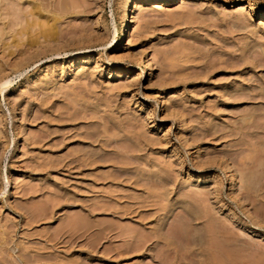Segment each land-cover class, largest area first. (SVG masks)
<instances>
[{"label": "rangeland", "instance_id": "obj_1", "mask_svg": "<svg viewBox=\"0 0 264 264\" xmlns=\"http://www.w3.org/2000/svg\"><path fill=\"white\" fill-rule=\"evenodd\" d=\"M125 2L0 0V264H264V0H137L128 25ZM81 56L95 79L60 73ZM177 90L174 122L155 96Z\"/></svg>", "mask_w": 264, "mask_h": 264}, {"label": "bare ground", "instance_id": "obj_2", "mask_svg": "<svg viewBox=\"0 0 264 264\" xmlns=\"http://www.w3.org/2000/svg\"><path fill=\"white\" fill-rule=\"evenodd\" d=\"M39 1V0H38ZM145 1V0H144ZM148 1V0H147ZM155 1H158V3H157V8H159V9H161V10H163L162 8L163 7H166L168 4H170V3H172V2H174L175 0H155ZM35 2H36V0H35ZM45 2V1H44ZM180 2V1H179ZM33 3H34V1H33ZM144 3V2H143ZM32 4V3H31ZM30 4V5H31ZM139 4V2H137V0H136V2L134 3V2H132V0H126V2H125V6H124V10H123V20L125 21V25H128L129 23H128V12H132V9L134 8V7H137V5ZM141 4V3H140ZM32 5H34V4H32ZM246 5V4H245ZM252 5V4H251ZM250 5V6H251ZM222 6V5H221ZM241 6V5H240ZM248 6V5H247ZM34 7V6H33ZM38 7V6H37ZM36 6L34 7V8H36L37 10L39 9V8H37ZM45 7V6H44ZM140 7V6H139ZM237 7V6H236ZM252 7H254V6H252ZM252 7L251 8H246V7H244V6H242L241 8L239 7V9H238V7H237V11H239L237 14L239 15V13L240 14H245V12L246 11H248V9H250L249 11L251 12L252 11ZM40 8H42V7H40ZM33 9V8H32ZM60 9V8H59ZM136 9H138V7L136 8ZM141 9V8H140ZM143 9V8H142ZM165 9V8H164ZM40 10V9H39ZM61 10H63V8L61 9ZM61 10H59V11H57L56 13H59V12H62ZM170 10V9H169ZM32 11V10H31ZM34 11V10H33ZM42 11V10H41ZM41 11H39V12H41ZM166 11H167V7H166ZM67 13V12H66ZM39 14H41V13H39ZM236 14V15H237ZM251 14V13H246V16L248 17L249 15ZM32 15H36V14H32ZM132 15V14H131ZM237 15V16H238ZM6 16H8V14L6 15ZM42 16V15H41ZM234 16V15H233ZM236 16V17H237ZM243 16V15H242ZM32 17V16H31ZM244 17L245 16H243L242 17V19H244ZM254 17V16H253ZM5 18H7V17H5ZM233 18V17H232ZM234 18H235V16H234ZM237 18H239V19H241V15H239V17H237ZM236 18V20H238ZM8 19V18H7ZM132 19V18H131ZM247 19V18H246ZM251 19H253L252 17H251ZM261 19H262V21H261V24H260V22H259V24L260 25H263L264 26V15H262L261 16ZM57 20H59V19H57ZM57 20L55 19V21L57 22ZM245 20V19H244ZM250 20V19H249ZM254 20V19H253ZM123 21V22H124ZM257 21V20H256ZM255 21V22H256ZM237 22V21H236ZM241 22H242V20H241ZM249 22V21H248ZM245 23H247V22H245ZM258 23V22H257ZM239 24V23H238ZM249 25V27H250V23L248 24ZM255 25V24H254ZM253 25V23H252V25H251V27H253L254 26ZM260 25H258L259 26V28L261 27ZM31 26V25H30ZM50 26V25H49ZM54 26V25H53ZM57 26V25H56ZM42 27V26H41ZM52 27V26H51ZM51 27H48V28H50V30L51 29H53V28H51ZM257 26H255L254 28H251V29H254V30H256L257 28H256ZM136 30H135V33H136V31H137V28H135ZM50 30H47V31H49V32H46V30H44L43 32H46V33H48L49 35H52V33H51V31ZM83 31V30H82ZM81 31V32H82ZM25 32V31H24ZM53 32V31H52ZM88 32V31H87ZM125 32H126V30H125ZM133 32H134V29H133ZM132 32V33H133ZM145 32V31H144ZM144 32H142V33H144ZM1 33V32H0ZM21 33H23V32H21ZM20 33V34H21ZM44 34V38H45V36L47 37L48 36V34ZM51 33V34H50ZM80 33V32H79ZM83 33V32H82ZM84 33H86V32H84ZM131 33V34H132ZM134 33V35H136ZM141 33V34H142ZM251 33V32H250ZM253 33V32H252ZM19 34V35H20ZM43 33L41 32V35H42ZM77 34V33H76ZM140 33H138V35H139ZM144 34H147V33H144ZM254 34V33H253ZM2 34H0V41H5L4 40V37H3V35L1 36ZM82 35V34H81ZM23 36H24V34H23ZM141 36V35H140ZM143 36V35H142ZM22 37V35L20 36V38ZM25 37V36H24ZM51 37V36H50ZM81 37V36H80ZM124 37V36H123ZM133 36H131V39H135V38H132ZM135 37V36H134ZM15 38V37H14ZM17 38H18V34H17ZM17 38L16 39H14V40H17ZM42 38V37H41ZM87 38V37H86ZM95 38V37H94ZM137 39H138V37H136ZM140 38V37H139ZM24 39V38H23ZM22 39V40H23ZM18 40H20L21 41V39H18ZM96 40V39H95ZM95 40H91V42L89 41V39L87 40V41H85V42H88L89 41V44H91L92 43V41H94V42H98V41H95ZM97 40H99V38L97 39ZM10 41V40H9ZM82 42H83V40H81ZM132 41V40H131ZM134 41H136V40H134ZM133 41V43H135ZM8 42V41H7ZM14 42V41H13ZM93 42V43H94ZM81 43V42H80ZM11 44V43H10ZM5 45V44H4ZM12 45V44H11ZM95 45V44H94ZM10 46V45H9ZM13 46V45H12ZM92 46H93V44H92ZM95 47V46H94ZM88 48V47H87ZM91 48V47H90ZM26 52V51H25ZM28 52V51H27ZM26 52V53H27ZM30 53V52H29ZM23 55V54H22ZM59 55V56H58ZM57 55V57H60V54H58ZM25 58V57H24ZM102 59V58H101ZM58 60V59H57ZM53 61V60H52ZM8 62V61H7ZM53 62H55V61H53ZM128 62H130L129 60H128ZM131 62H133V60H131ZM19 63V62H18ZM100 63H101V61H100V59H94V57H92V56H85V57H82L81 56V58H77V59H72L69 63H68V66H67V68H66V71L65 70H63L62 68V70L63 71H61L60 73H68V72H71L72 71V69H74V68H76L77 66L81 69V74H80V76L79 77H75V76H73V78H74V80L76 81V82H78L79 81V79H83V78H88V79H91L92 77H94L95 75V73H94V68H90V67H88L89 65H95V66H97V67H100ZM57 64L58 63H55L54 65L52 64L51 66H46V68L45 69H43V70H39V73L38 74H36L35 75V79L36 78H39V80L36 82V83H33V85L35 86V88H38L39 89V86H41L42 88H45V87H47V86H50V85H54V84H52L53 83V81H54V79H56L55 77L57 76L58 77V75H56L57 74V72H59V70H57ZM149 65V64H148ZM2 66V65H1ZM25 66V65H24ZM59 66V65H58ZM130 66V65H129ZM152 66V65H151ZM151 66H148V68L149 67H151ZM64 67V66H63ZM65 67H66V65H65ZM97 67H96V69H97ZM147 67V66H146ZM77 69V68H76ZM76 69H75V71H76ZM100 69V68H99ZM99 69H98V71H99ZM142 69V71H144L145 70V67H143V68H141ZM102 70V69H101ZM118 70V69H117ZM127 70V69H126ZM125 70V71H126ZM150 70H151V68H150ZM4 71V70H3ZM96 72V71H95ZM115 72V71H114ZM113 71H111V73H110V78H112L113 79V77H115L114 76V73ZM121 73L122 71L121 70H118V71H116V74H118V73ZM59 73V74H60ZM66 73V74H67ZM97 73V72H96ZM139 74H137V76H135V79L137 80L138 79V77L140 78V77H142V73L141 72H138ZM0 74H1V71H0ZM3 74V73H2ZM1 74V75H2ZM71 74V73H70ZM78 74V73H77ZM76 74V75H77ZM128 74V73H127ZM65 75V74H64ZM150 76V75H149ZM96 77V76H95ZM95 77H94V79H95ZM117 77V76H116ZM122 77V76H121ZM81 79V80H82ZM133 79H134V77H133ZM134 79V80H135ZM78 80V81H77ZM110 80V79H109ZM140 80V79H139ZM142 80V79H141ZM174 80V79H173ZM173 80H171L170 81V88L172 89L173 87L175 88L176 86H174L175 85V83H176V81H173ZM83 81H85V80H83ZM112 81V80H111ZM138 81V80H137ZM57 82V81H56ZM72 85H73V79H72ZM76 82H74V83H76ZM139 82V81H138ZM136 81L134 82V84H132V82H131V84L130 85H127L126 83L124 84V85H122V83H121V85L119 86V84H117L115 87L113 86V90L115 91V89H117L118 88V90H128V92H126V93H128L130 96H133V97H136L137 96V94L135 95V94H133L132 92L133 91H135V87H136ZM56 84V83H55ZM70 84V83H69ZM68 84V85H69ZM77 84V83H76ZM76 84L74 85V86H76ZM139 84V83H138ZM8 85H11V82H7L6 84H5V88L8 86ZM68 85H66V88L64 87L65 85H63V87L62 88H65L64 90L61 88V86H60V88L62 89V92L63 91H65V90H67V88H69V86ZM71 85V84H70ZM71 85V86H72ZM78 85V84H77ZM135 85V86H134ZM36 86H38V87H36ZM58 86V85H57ZM68 86V87H67ZM70 86V89H72V87ZM55 87V86H54ZM138 87V86H137ZM110 88V89H111ZM147 88V87H146ZM34 89V88H33ZM46 89V88H45ZM52 89H55V88H52ZM58 87L56 88V91L55 90H52L53 92L55 91V92H58ZM148 89V88H147ZM35 90H37V89H35ZM175 90V89H174ZM59 91H61V90H59ZM94 91V90H93ZM112 91V90H111ZM113 91V92H114ZM121 91H119V92H121ZM136 91H138V90H136ZM73 92H75V91H73ZM116 92V91H115ZM174 92V94L172 95V93H171V95H170V97H168V96H164L162 99L160 98V99H158V97H156L155 96V99H156V102H157V105H159V104H161V102L163 103V105H166V106H168V116H170V118H172L173 119V121L175 122H177V120H180V119H183L185 116H186V114H187V111H188V108L190 107V105H192L194 102L193 101H191L187 96L185 97V96H183L184 95V93H180L178 90H177V92H175V91H173ZM118 93V92H117ZM63 94V93H62ZM68 94V93H67ZM162 94H164V93H162ZM74 95V94H73ZM75 95H79V94H75ZM84 95V94H83ZM186 95V94H185ZM69 96V95H68ZM140 96V95H139ZM158 96H160V95H158ZM74 97H76V96H74ZM72 98V97H71ZM78 98V97H77ZM95 99V98H94ZM90 100V99H89ZM96 100V99H95ZM195 100V99H194ZM74 100H72V102H73ZM103 101V100H102ZM81 102V101H80ZM85 102V101H84ZM89 102V101H88ZM104 102V101H103ZM75 103V102H74ZM73 103V104H74ZM92 103V102H91ZM106 103V102H105ZM84 105V104H83ZM99 105H101V104H99ZM85 106V105H84ZM160 106V105H159ZM83 107V106H82ZM113 107V106H112ZM102 108H103V105H102ZM105 108V107H104ZM109 109V108H108ZM156 109L157 108H155V111H156ZM106 112V111H105ZM115 114V113H114ZM128 114V113H127ZM131 115H133V114H131ZM130 115V116H131ZM134 117V116H133ZM127 118V117H126ZM154 118V117H153ZM155 120V119H154ZM156 122V121H155ZM154 122V123H155ZM153 123V124H154ZM186 125V124H185ZM124 126V125H123ZM187 126V125H186ZM123 128V127H122ZM186 127L184 128V130H183V132L184 131H186ZM119 130V129H118ZM127 132V131H126ZM130 132V131H129ZM134 132V131H133ZM106 133V132H105ZM117 133V132H116ZM122 133V132H121ZM127 134V133H126ZM101 135V134H100ZM135 135V134H134ZM142 136V135H141ZM145 136V135H144ZM117 137H118V135H117ZM144 138V137H143ZM97 139V138H96ZM133 139V138H132ZM135 139V138H134ZM169 140V139H168ZM102 141V140H101ZM105 141V140H104ZM135 141V140H134ZM36 142V141H35ZM97 142V141H96ZM162 142V141H161ZM164 142V141H163ZM171 142V141H170ZM105 143V142H104ZM104 143H103V145H104ZM169 143V142H168ZM18 144V143H17ZM115 145V144H114ZM169 145V144H168ZM179 147V146H178ZM104 148V147H103ZM177 148V147H176ZM174 149V152L176 153V155H178V153H177V149ZM186 148V147H185ZM200 149V148H199ZM179 150V149H178ZM30 151V150H29ZM86 151V150H85ZM91 152L89 149L87 150V152ZM126 151V150H125ZM173 151V150H172ZM88 152V153H89ZM95 152V151H94ZM195 152V151H194ZM30 153V152H29ZM102 153H103V150H102ZM105 153V152H104ZM188 153H189V151H188ZM193 153V152H192ZM85 154V153H84ZM98 154V153H97ZM101 154V153H100ZM99 154V155H100ZM193 154H197L196 156L198 157L199 156V154H200V150H197L195 153H193ZM90 157H92V158H94L93 156H96L93 152H91V153H89L88 154ZM191 155V154H190ZM194 155V156H195ZM25 156V155H24ZM195 156V157H196ZM84 157V156H83ZM89 157V158H90ZM102 157V156H101ZM104 157V156H103ZM196 157V158H197ZM200 157V156H199ZM91 159V158H90ZM181 159V163H187V161H186V159L184 158H180ZM179 159V160H180ZM192 159V158H191ZM194 159V158H193ZM82 160V159H81ZM194 161H195V159H194ZM196 161H197V159H196ZM202 161V160H201ZM189 162H190V160H189ZM86 163V162H85ZM91 164V163H90ZM192 164V163H191ZM211 164V163H210ZM96 165V164H95ZM196 165H197V162H196ZM200 165V164H199ZM204 165H206V164H204ZM188 166V165H187ZM200 167V166H199ZM199 167H196V169H198L200 172H202L204 169L203 168H199ZM205 167V166H204ZM154 168V167H153ZM155 168H157V167H155ZM195 168V167H194ZM188 169V168H187ZM163 170H164V168H163ZM162 170V171H163ZM161 171V172H162ZM234 171V170H233ZM164 172V171H163ZM168 172V171H167ZM131 173V172H130ZM158 174H160V172L158 173ZM161 174H163V173H161ZM252 174V173H251ZM133 175V174H132ZM138 175V174H137ZM140 175H141V173H140ZM187 175H189V178H191V177H193V175H192V173H191V170H188L187 171ZM243 176V175H242ZM247 176H249V173H248V175ZM235 175H234V173H231V175L229 176V179H231L233 182V185H232V189H231V191H233V193H234V196L236 195V196H239V192H238V190H239V188L240 187H242V188H244V189H246L248 186H250V184H247L246 182H248V181H244L243 182V180H241L242 181V183H241V181L239 180V179H237V177H236V179H235ZM121 178V177H120ZM131 178H133V177H131ZM138 178V177H137ZM169 178V177H168ZM199 178H200V176H199ZM249 178V177H248ZM254 178V177H253ZM118 178H116V180H117ZM250 179H252V177L250 178ZM205 180H207V178H205ZM239 180V181H238ZM245 180V179H244ZM142 182V181H141ZM169 183H170V181H168ZM249 182H252V181H249ZM248 182V183H249ZM256 182V181H255ZM165 183V182H164ZM140 184V183H139ZM167 184V183H166ZM244 184H245V186H244ZM162 185H164V184H162ZM172 185V184H171ZM251 185H253V184H251ZM256 185V184H255ZM167 185H165V187H166ZM169 186H170V184H169ZM169 186L167 187V188H169ZM165 187H162V188H165ZM171 187V186H170ZM172 187H173V185H172ZM252 187V186H251ZM151 188V187H150ZM158 188V187H157ZM161 188V189H162ZM166 188V189H167ZM250 188V187H249ZM142 189V188H141ZM154 190V189H153ZM248 190V189H247ZM246 190V191H247ZM250 190V189H249ZM158 191V190H157ZM161 191V190H160ZM169 191H170V189H169ZM169 191H167V192H169ZM244 191V190H243ZM207 192V191H206ZM170 193H171V191H170ZM169 193V194H170ZM193 193V192H192ZM253 193V192H252ZM161 194V193H160ZM168 194V193H167ZM172 194V193H171ZM199 195V194H198ZM153 196V195H152ZM152 196H151V198H152ZM164 195L162 194V196H155L157 199H158V197L159 198H162ZM169 196V195H168ZM154 197V196H153ZM243 197V196H242ZM155 198V199H156ZM169 198V197H168ZM168 198H166V199H168ZM246 198H247V196H246ZM154 199V200H155ZM165 199V200H166ZM236 199V198H235ZM153 200V201H154ZM159 201H160V199H158ZM162 200V199H161ZM241 200H243V199H241ZM247 200V199H246ZM249 200V199H248ZM152 201V202H153ZM171 201V200H170ZM150 202V201H149ZM151 202V203H152ZM155 202V201H154ZM153 202V203H154ZM158 202V201H157ZM156 202V203H157ZM219 203L221 202V200H219L218 201ZM136 204V203H135ZM160 204V203H159ZM134 205V204H133ZM139 205V204H138ZM137 205V206H138ZM155 205V204H154ZM132 206V205H131ZM136 206V205H135ZM143 206V205H142ZM149 206V205H148ZM152 206V205H151ZM127 207H129V206H127ZM126 207V208H127ZM167 207V206H166ZM124 208V207H123ZM125 208V209H126ZM130 208V207H129ZM129 208H127V210L129 209ZM165 208V207H164ZM132 209V208H131ZM135 210V209H134ZM138 211V210H137ZM164 211V210H163ZM127 213H128V211H127ZM126 213V214H127ZM134 213V212H133ZM162 213V212H161ZM149 214V213H148ZM147 214V215H148ZM154 214V213H153ZM128 215V214H127ZM130 215H132V214H130ZM141 215V214H140ZM143 215H146V214H143ZM152 215V214H151ZM157 215V214H156ZM154 216V215H153ZM140 217V216H139ZM151 217V216H150ZM149 218V217H148ZM154 218V217H153ZM152 219V218H151ZM138 220H140V218L138 219ZM141 220H143L142 218H141ZM158 222V221H157ZM149 225V224H148ZM155 225V224H154ZM29 226V225H28ZM145 226H147V225H145ZM158 226V225H157ZM26 227H27V225H26ZM30 227V226H29ZM148 227V226H147ZM219 227V226H218ZM154 229V228H153ZM155 230V229H154ZM26 231V230H25ZM157 231V230H156ZM2 234V233H1ZM30 234V233H29ZM27 235V234H26ZM31 235V234H30ZM32 236V235H31ZM159 237V236H158ZM168 240V239H167ZM49 242V241H48ZM50 243V242H49ZM53 243V242H52ZM48 245H50V244H48ZM47 246V245H46ZM55 245H53V247H54ZM49 247V246H48ZM47 247V248H48ZM51 247V249H52V246H50ZM50 247H49V249H50ZM185 247V246H184ZM55 248V247H54ZM68 248V247H67ZM59 249V248H58ZM71 249H72V247H71ZM134 249V248H133ZM136 249V248H135ZM65 250V249H64ZM70 250V249H69ZM51 251V250H50ZM55 251V250H54ZM66 251H68V249L66 250ZM73 251V250H72ZM64 252V251H63ZM66 253V252H65ZM123 253H126L125 251L123 252ZM39 254V253H38ZM126 254H129V252L128 253H126ZM40 255V254H39ZM38 255V256H39ZM63 255V254H62ZM129 255H131V254H129ZM23 256V255H22ZM21 256V257H22ZM60 256H61V254H60ZM64 256V255H63ZM71 256V255H70ZM69 256V257H70ZM73 256V255H72ZM72 256H71V258H72ZM122 256V255H121ZM24 257H26V256H24ZM67 257V256H66ZM62 259L59 261V264H60V262L61 261H63V257H61ZM71 258H69V259H71ZM74 258H76V257H74ZM23 259V258H22ZM27 259V258H26ZM60 259V258H59ZM67 259V260H66ZM64 258V261L66 260L67 261V263L69 264V263H71L70 261H72V260H70V261H68L69 259L68 258ZM74 261H75V263H77L76 261H77V259H73ZM31 261V260H30ZM36 261V260H35ZM64 261L63 262H61V263H64ZM26 262V261H25ZM40 262V261H39ZM16 263H17V261H16ZM27 263V262H26ZM28 263H30V262H28ZM36 263H38V262H36ZM66 263V262H65ZM57 264V263H56ZM73 264V263H72Z\"/></svg>", "mask_w": 264, "mask_h": 264}]
</instances>
